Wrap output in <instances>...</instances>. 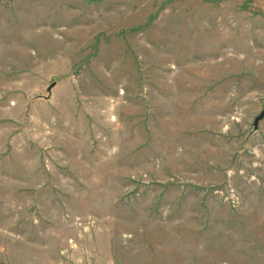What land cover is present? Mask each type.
<instances>
[{"label":"rangeland","instance_id":"1","mask_svg":"<svg viewBox=\"0 0 264 264\" xmlns=\"http://www.w3.org/2000/svg\"><path fill=\"white\" fill-rule=\"evenodd\" d=\"M263 108L264 0H0V264H264Z\"/></svg>","mask_w":264,"mask_h":264},{"label":"water","instance_id":"2","mask_svg":"<svg viewBox=\"0 0 264 264\" xmlns=\"http://www.w3.org/2000/svg\"><path fill=\"white\" fill-rule=\"evenodd\" d=\"M56 82L51 83V85L48 87V90L51 91L52 88L55 86ZM264 118V108L261 111V113L255 117L254 119V128L257 129L258 128V123L260 122V120H262Z\"/></svg>","mask_w":264,"mask_h":264}]
</instances>
